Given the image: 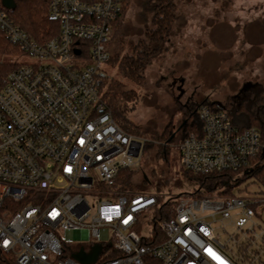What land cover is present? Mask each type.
Returning a JSON list of instances; mask_svg holds the SVG:
<instances>
[{
    "label": "built area",
    "instance_id": "built-area-1",
    "mask_svg": "<svg viewBox=\"0 0 264 264\" xmlns=\"http://www.w3.org/2000/svg\"><path fill=\"white\" fill-rule=\"evenodd\" d=\"M121 11L119 0H51L59 33L39 44L0 7V31L20 52L0 88V250L16 264H84L74 256L95 246L97 264H259L264 244L253 248L249 237L260 252L247 257L236 234L223 241L215 225L230 220L244 231L264 213V190L165 202L158 192L124 186L122 174L139 168L150 140L126 131L103 97ZM197 114L198 131L179 144L185 170L250 171L264 149L258 129L239 130L223 105L201 104ZM69 230L84 232L89 244L65 243Z\"/></svg>",
    "mask_w": 264,
    "mask_h": 264
},
{
    "label": "rangeland",
    "instance_id": "rangeland-1",
    "mask_svg": "<svg viewBox=\"0 0 264 264\" xmlns=\"http://www.w3.org/2000/svg\"><path fill=\"white\" fill-rule=\"evenodd\" d=\"M140 1H132L123 20L127 40L132 42H136L145 26L138 13ZM177 13L181 18L169 42L149 65L144 85L136 87L137 94L143 98L128 114L138 134L151 142H154L153 135L162 133L169 123L173 122L176 127L179 137L170 144L167 161L159 159L155 163L151 154L141 158L139 163V166L144 165L141 172L149 177V182L140 189L162 194L165 202L169 196L177 197V200L182 195L192 199L204 193L197 192L198 185L184 175L185 168L180 160L182 134L178 124L182 122L184 111H188L191 104L199 105L207 99L226 104L245 86L257 83L264 86V0H178ZM16 56L17 53L1 54L0 60L10 61ZM19 60L32 61L25 57ZM105 69L109 75L106 83L111 78H123L109 64ZM152 169L158 173L155 178L150 177ZM235 176L233 182L242 174ZM134 181L140 182L137 178ZM262 190L264 184L256 177H249L234 183L226 195L254 198L260 196ZM209 195L213 196L214 192ZM215 226L223 241L236 234V239L242 242L253 237L257 243L253 248L264 244V213L253 218L244 231H239L230 220L218 221ZM250 226H253L252 231L247 230ZM143 235L149 236L146 232ZM102 237L109 241L108 229H103ZM64 242L74 247L89 244L81 230L67 231ZM99 251V246L91 253L81 250V262L97 264ZM260 253L264 258V251Z\"/></svg>",
    "mask_w": 264,
    "mask_h": 264
},
{
    "label": "trees",
    "instance_id": "trees-1",
    "mask_svg": "<svg viewBox=\"0 0 264 264\" xmlns=\"http://www.w3.org/2000/svg\"><path fill=\"white\" fill-rule=\"evenodd\" d=\"M50 1L14 0L15 9L8 10L3 7V0H0V7L15 24L28 33L36 42L44 44L59 33L58 22L49 16ZM82 1L95 2L97 0ZM119 1L122 11L113 23L112 37L107 49L110 52L113 51L110 54L109 65L113 69H117L123 78H111L107 83L105 81L102 91L115 120L126 131L138 134L137 127L131 123L128 117V114L135 110L139 101L143 98L137 94L136 87L144 85L149 65L164 50L181 15L177 13L178 0H141L138 13L145 26L143 31H140L136 42H132L127 40L128 35L123 30V20L133 0ZM12 53L20 55L18 48L10 44L8 38L0 31V55ZM17 65V63L0 60V88L4 85L8 73ZM202 104H206L215 110L218 109L219 105H223L229 111L231 121L239 130L242 131L250 127L257 128L264 145V86L261 84L245 86L239 95L230 98L226 101V104L209 99ZM200 105L191 104L188 111H184L182 122L178 124L182 134L179 141H182L189 133L198 131L200 120L197 110ZM175 128L173 122H171L162 133L154 134V142L150 141L146 144L143 157L146 158V156L152 154L155 163L159 159L167 161L170 153L169 146L175 138L179 137ZM252 164L254 167L234 182L233 179L238 173L223 172L200 175L185 170L184 175L198 185L196 191L204 192L203 195L215 193L218 190V194L226 195L234 183L236 184L245 178L256 177L264 184V149L258 154L256 159L252 160ZM141 168H144V165L122 174L125 178L124 186L131 192L142 190L140 187L149 182L148 175L146 180L144 171L141 172L140 170ZM157 176V171L152 169L150 177L155 178ZM135 178L139 179L140 182L136 183L134 181ZM163 205L165 209H171L168 204L163 203ZM250 246V240L243 242L239 247V251L245 253L247 257L249 256L247 254L248 250L254 254L259 253L258 249L250 248ZM0 264H16V262L14 257L0 250ZM259 264H264V259H260Z\"/></svg>",
    "mask_w": 264,
    "mask_h": 264
},
{
    "label": "water",
    "instance_id": "water-1",
    "mask_svg": "<svg viewBox=\"0 0 264 264\" xmlns=\"http://www.w3.org/2000/svg\"><path fill=\"white\" fill-rule=\"evenodd\" d=\"M3 7H5L8 10H14L16 7V4L14 2V0H3ZM144 178L147 180V175L144 174ZM99 254V253H98ZM76 259L82 261L80 255H75L74 256Z\"/></svg>",
    "mask_w": 264,
    "mask_h": 264
},
{
    "label": "crops",
    "instance_id": "crops-1",
    "mask_svg": "<svg viewBox=\"0 0 264 264\" xmlns=\"http://www.w3.org/2000/svg\"><path fill=\"white\" fill-rule=\"evenodd\" d=\"M180 89V88H179ZM181 90V89H180Z\"/></svg>",
    "mask_w": 264,
    "mask_h": 264
}]
</instances>
